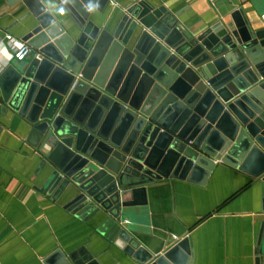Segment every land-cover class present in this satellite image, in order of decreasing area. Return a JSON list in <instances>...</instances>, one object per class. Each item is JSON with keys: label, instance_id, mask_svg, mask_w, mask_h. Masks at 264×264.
<instances>
[{"label": "water", "instance_id": "95a60500", "mask_svg": "<svg viewBox=\"0 0 264 264\" xmlns=\"http://www.w3.org/2000/svg\"><path fill=\"white\" fill-rule=\"evenodd\" d=\"M8 2L35 19L22 37L33 54L0 67V116L22 118L51 166L41 192L81 220L102 217L98 253L57 249L44 264H106L112 248L141 264H191L188 237L154 256L123 210L163 178L205 184L217 163L261 180L264 213V28L237 5L193 34L148 0H133L112 30L92 18L109 0H50L63 21L43 0Z\"/></svg>", "mask_w": 264, "mask_h": 264}, {"label": "crops", "instance_id": "0c3cea01", "mask_svg": "<svg viewBox=\"0 0 264 264\" xmlns=\"http://www.w3.org/2000/svg\"><path fill=\"white\" fill-rule=\"evenodd\" d=\"M58 20L65 14L50 2ZM165 6L181 26L197 34L219 19V13L237 5L255 28H264V0H148ZM133 0H109L92 18L114 29ZM22 3L0 0V38L17 39L34 26ZM67 19V18H66ZM0 40V67L9 51ZM1 105V104H0ZM0 130V264H44L55 250L72 253L82 247L98 253L103 240L95 234L101 218L81 220L39 190L52 168L43 165L39 148L27 141L29 126L15 116ZM21 122V123H20ZM261 180L225 163H217L205 184L163 178L147 186L146 203L123 210V226L154 256L188 237L191 264H255L262 228ZM106 264H141L112 248Z\"/></svg>", "mask_w": 264, "mask_h": 264}, {"label": "built area", "instance_id": "2783aa9c", "mask_svg": "<svg viewBox=\"0 0 264 264\" xmlns=\"http://www.w3.org/2000/svg\"><path fill=\"white\" fill-rule=\"evenodd\" d=\"M0 40L9 51V61L12 59L24 60L33 54V48L26 41H21L10 33H6Z\"/></svg>", "mask_w": 264, "mask_h": 264}, {"label": "clouds", "instance_id": "9594fccd", "mask_svg": "<svg viewBox=\"0 0 264 264\" xmlns=\"http://www.w3.org/2000/svg\"><path fill=\"white\" fill-rule=\"evenodd\" d=\"M61 11H63V10H61Z\"/></svg>", "mask_w": 264, "mask_h": 264}]
</instances>
